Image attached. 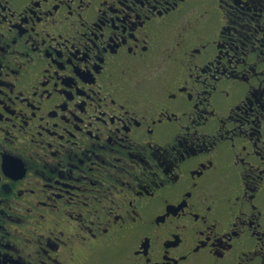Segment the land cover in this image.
<instances>
[{
	"label": "flooded vegetation",
	"instance_id": "flooded-vegetation-1",
	"mask_svg": "<svg viewBox=\"0 0 264 264\" xmlns=\"http://www.w3.org/2000/svg\"><path fill=\"white\" fill-rule=\"evenodd\" d=\"M55 3L0 0V264H264V0Z\"/></svg>",
	"mask_w": 264,
	"mask_h": 264
},
{
	"label": "snow or ice",
	"instance_id": "snow-or-ice-1",
	"mask_svg": "<svg viewBox=\"0 0 264 264\" xmlns=\"http://www.w3.org/2000/svg\"><path fill=\"white\" fill-rule=\"evenodd\" d=\"M61 4H66L68 7L69 11H71L72 5L71 3H67V0H56V3L53 5L55 9H59ZM80 6H86L85 5V0H79ZM173 8L177 7L176 4L172 5ZM48 15H51V12L48 13ZM81 20H83V17H80ZM54 22V21H53ZM180 23L183 25L184 31H187L190 27L191 24L190 22H186L184 20H181ZM0 41H3L5 45L8 47L11 46V43H14L15 41H7L4 34L0 33ZM262 74H264V71H262ZM81 77H83L85 80L90 78V73L87 71H83L80 73ZM144 85L143 79H137L135 81H127L126 82V87L133 88V89H140ZM11 143V141H9ZM214 146V145H213ZM29 162L26 159L22 158V154L18 153L16 150H8L3 147V144L0 143V205L6 203L10 197L6 195V193H11L13 190L14 183L17 179L22 178L28 171L29 168ZM178 179L175 176L171 177L172 181H175ZM166 181H162L161 183H165ZM19 195L23 196L24 192L22 190H18ZM191 196L192 192L190 190H181V198H184V195ZM187 201L185 200V203ZM209 210L211 208L209 207ZM239 215V214H238ZM196 219H199L197 216ZM216 221L213 220L212 225H215ZM205 224H208L207 219H205ZM212 225H209L207 227V231L210 233L209 235L205 236L204 235V229H200V235L202 237V246H207L209 242L212 241L213 235L215 234L213 231ZM176 228L182 229L184 231H187V225H181L177 223L175 225ZM86 231L91 232V227L86 226L85 228ZM6 229L2 224H0V249H2L5 246V241H4V233ZM94 235V234H93ZM178 236V234H177ZM179 242V239H178ZM124 242L121 241V244ZM199 247L195 249V251L199 252ZM93 253L98 256H106L110 253V248H105V249H99V248H94L92 249ZM138 254V253H137ZM187 253H181L180 255L173 256L171 264H181V260H186L187 259ZM164 259H167V255H165ZM106 264H119V262L115 261H108ZM148 264H151V260L149 259Z\"/></svg>",
	"mask_w": 264,
	"mask_h": 264
}]
</instances>
